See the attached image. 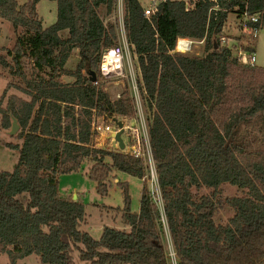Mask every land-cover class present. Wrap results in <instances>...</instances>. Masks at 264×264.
Instances as JSON below:
<instances>
[{
  "label": "trees",
  "instance_id": "1",
  "mask_svg": "<svg viewBox=\"0 0 264 264\" xmlns=\"http://www.w3.org/2000/svg\"><path fill=\"white\" fill-rule=\"evenodd\" d=\"M39 1L20 7L17 0H0V19L20 30L13 48L0 54V66L23 79L21 92L30 97L10 95L0 112L5 129L17 120L22 140L5 145L18 151V160L11 172L0 171V254L10 264L32 254L41 264H75L74 250L89 264H171L162 239L165 223L175 264H264V150L246 151L239 136L241 125L249 128L255 116H264V68L240 65L219 40L228 13L240 19L244 12L257 13L262 27L264 0H193L191 8L165 0L149 19L143 0H123L125 37L151 114L150 147L163 206L161 212L143 186L139 211L130 213L122 185L128 230L105 226L97 240L80 230L85 206L62 196L57 178L88 159L89 178L104 194L111 171L138 180L145 174L141 160L87 145L92 110L131 114L128 99L111 101L87 75L96 73L101 50L117 44L116 27L99 17L101 7L111 14L116 0H49L57 4L56 18L44 28ZM246 25L249 31L252 24ZM179 38L203 41L204 55L175 52ZM73 49L80 61L69 71ZM26 58L35 77L21 72ZM45 69L47 78L40 76ZM64 75L74 81L63 83ZM223 185L243 195L222 199ZM201 189L209 193L199 194ZM224 203L233 215L218 224L214 217Z\"/></svg>",
  "mask_w": 264,
  "mask_h": 264
},
{
  "label": "rangeland",
  "instance_id": "2",
  "mask_svg": "<svg viewBox=\"0 0 264 264\" xmlns=\"http://www.w3.org/2000/svg\"><path fill=\"white\" fill-rule=\"evenodd\" d=\"M27 0H17V3L20 7L25 5ZM183 1V0H181ZM188 7L193 6V0H186ZM146 5V2H144ZM37 15L44 27H48L55 22L56 18V8L57 4L54 1L49 0H41L37 4ZM122 14L117 10L113 14H107L104 7L99 9V17L107 23H116L118 27L120 18ZM236 14L228 13V19L226 25L223 29L222 36L225 40V47L231 48L234 56L237 57L239 52H248L252 51L255 53V66L259 68H264V26L259 30V34L256 38H254L249 31H247V25L243 21L239 20ZM0 24V54L6 56V51L8 49H12L15 44V39L18 36L20 30L17 33L14 32L12 28V24L9 21H2ZM60 38L63 39L66 37V33H60ZM196 41V40H195ZM203 41L200 43L199 41L194 42L191 46V51L187 53L189 56H197L202 57L203 53ZM176 52V51H175ZM181 54V53H179ZM68 61L66 62V69L69 71H73L80 61V57L78 55V51L73 49L69 56ZM133 57V56H132ZM9 62L12 65V61L10 57H7ZM134 63L137 64L136 59L133 57ZM21 72L24 74L26 78L35 77L38 72L34 71L33 65L29 59L22 60ZM48 70H44L40 73V76L47 78ZM63 83H71L74 81V78L71 76L62 77ZM5 98L0 103V112L5 109L7 100L10 95L19 97L25 101L29 100L30 97L21 92L25 88V84L23 83V79L12 72V69L3 68L0 66V99L1 94L4 89ZM102 89L105 93L108 94L111 101L116 100L117 94L123 95L122 99H129V92L125 88V85L119 84L115 85L114 82H101ZM130 104V102H129ZM149 116L151 115L149 110L147 109ZM3 114L0 113V171L11 172L17 163L18 160V151L14 149H8L5 147L6 144H17L21 143V139L15 135H9L10 126L8 128H3L1 126V119ZM121 116L120 117H129ZM92 117L96 118L98 126H102L103 124H107V121L99 114L92 113L89 118V130H90V138L88 147L100 151H109L115 152L114 148L106 138V136L102 135L101 137L95 132L91 130V122ZM19 132V130L17 131ZM239 136L241 142L246 149V151H259L264 150V116L259 115L255 116L250 123V127L246 128L241 125V129L239 131ZM107 160V159H105ZM92 163L85 159L81 168L78 171L60 174L57 178L59 191L62 196L71 197L73 200H78L82 204H84V212L85 217L81 222L80 230L83 232H87L94 240L99 239L102 229L105 226H109L112 228H116L119 230H128V227L125 224L124 219H122L123 215V195H122V185H127L128 187V195H129V210L130 213H138L140 203V194L141 189L144 188L147 190L151 189V186L148 182V176L145 172L144 177L138 180L135 177L127 175L125 173H117L116 171H111L110 174L105 178V188H107L106 193L100 194L97 191V185L95 182L89 178L90 169ZM146 176V177H145ZM154 192L155 189H152ZM209 191L205 189H201L199 194H208ZM243 192L239 190L235 186L223 185L221 187V198H231L233 196H242ZM155 197L157 198V193H155ZM233 211L227 205L223 204L220 208L217 209L215 214V221L218 224H226L228 220L232 217ZM164 221V220H163ZM165 222V221H164ZM163 225V224H162ZM162 239L164 241V245L166 247L167 255L170 257L171 264L172 262V248L170 244V239L168 238L167 231L165 229V223L162 228ZM257 243V242H256ZM77 251L74 250L72 253V260H74L75 264H89V262H81L77 258ZM0 264H10V261L5 253L0 254ZM16 264H41L37 255L32 254L30 256L24 257L22 259L16 260Z\"/></svg>",
  "mask_w": 264,
  "mask_h": 264
},
{
  "label": "built area",
  "instance_id": "3",
  "mask_svg": "<svg viewBox=\"0 0 264 264\" xmlns=\"http://www.w3.org/2000/svg\"><path fill=\"white\" fill-rule=\"evenodd\" d=\"M162 1L165 0H143V16L148 19L154 17L155 13L157 12V7ZM144 2H146V5ZM117 7L122 14L118 27L116 26L115 22L112 23L116 27L117 44L113 47L101 50L100 62L95 73L97 75V81L93 84H100L101 82H114L115 85H119L120 83L125 85L127 92H129L128 97L130 99L129 102L131 114L129 117H120L119 119L116 116H109L106 113H102L101 116L107 121V124L98 126V124H96V118L92 117L91 130L94 134L96 132L100 137L102 135L106 136L109 142H111L115 152H122L131 158L137 159L139 161L141 160L148 176V182L151 186V189L147 190L148 195L151 201L162 212L163 203L161 202L160 189L157 184L156 165H154L152 148L150 147V116L147 111L146 93L144 92V89L141 85V73L139 71L138 64L134 63L135 61H133V57L135 58V56L131 54L130 45L127 41V37H125L123 0H116L114 9L112 11L113 14L116 12ZM214 9L216 8L214 7ZM242 15V21L244 23L250 22L252 24L249 34L256 38L259 34V30L261 29V26L258 25L260 21V15L257 13L248 14L247 12H244ZM219 40L221 46H225V40L223 36L220 37ZM194 42H197V40L195 41L194 39L191 40L179 38L176 41L174 51L187 55V53L191 51V46L194 44ZM199 42L201 43L202 41ZM236 58L240 65L246 67L255 66L256 58L255 53L252 51H248L247 53L239 52ZM122 96L123 95L120 93L117 94L115 101L122 99ZM91 112L98 114L94 110ZM117 123H121L120 128L117 126ZM120 131H122L120 138L123 142V149L118 147V143L115 140V135ZM153 188L156 192L152 190ZM155 193H157V198L155 197ZM161 219L164 220L162 215ZM171 257L173 264H175L173 253Z\"/></svg>",
  "mask_w": 264,
  "mask_h": 264
},
{
  "label": "water",
  "instance_id": "4",
  "mask_svg": "<svg viewBox=\"0 0 264 264\" xmlns=\"http://www.w3.org/2000/svg\"><path fill=\"white\" fill-rule=\"evenodd\" d=\"M87 75L90 76V82L91 83H95L97 81V75L95 74L94 71H88ZM117 126L120 128L121 123H117ZM19 130V125L17 123V120L15 118L11 119V126H10V133L9 135H15L16 133H18L17 131ZM122 131H120L119 133H117L115 135V140L118 143V147L120 149H123V142L122 139L120 138ZM74 199V198H73Z\"/></svg>",
  "mask_w": 264,
  "mask_h": 264
},
{
  "label": "crops",
  "instance_id": "5",
  "mask_svg": "<svg viewBox=\"0 0 264 264\" xmlns=\"http://www.w3.org/2000/svg\"><path fill=\"white\" fill-rule=\"evenodd\" d=\"M184 2H186V0H183ZM233 13V12H232ZM234 14V13H233ZM240 21H242V19H239ZM2 21H4V20H2V19H0V24L1 23H3ZM226 25V24H225ZM62 32H64V33H66L67 34V31H62ZM223 32V31H222Z\"/></svg>",
  "mask_w": 264,
  "mask_h": 264
}]
</instances>
